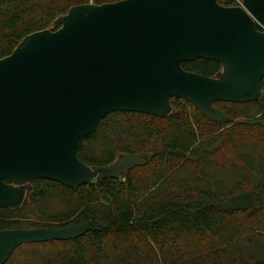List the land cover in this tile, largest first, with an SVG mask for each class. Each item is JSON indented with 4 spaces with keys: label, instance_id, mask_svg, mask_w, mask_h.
I'll return each mask as SVG.
<instances>
[{
    "label": "water",
    "instance_id": "water-1",
    "mask_svg": "<svg viewBox=\"0 0 264 264\" xmlns=\"http://www.w3.org/2000/svg\"><path fill=\"white\" fill-rule=\"evenodd\" d=\"M242 3H80L56 19L59 28L27 34L0 58V206L25 205L26 184L33 178L76 188L146 163L145 152L122 153L105 165L78 158L81 139L107 113L166 117L174 111L170 98L178 97L225 123L231 118L215 101H258L264 0ZM198 58L215 60L221 68L207 76L181 65ZM94 229L90 220L0 229V264L22 243L74 239Z\"/></svg>",
    "mask_w": 264,
    "mask_h": 264
},
{
    "label": "trees",
    "instance_id": "trees-1",
    "mask_svg": "<svg viewBox=\"0 0 264 264\" xmlns=\"http://www.w3.org/2000/svg\"><path fill=\"white\" fill-rule=\"evenodd\" d=\"M114 1L0 0V58L27 34L59 28L56 19L71 6ZM181 65L207 76L221 68L202 58ZM261 89L258 101H215L231 118L225 123L191 103L166 117L107 113L81 139L78 158L105 165L145 152L146 163L76 188L31 179L25 205L0 206V229L87 220L96 229L23 243L4 264H264V76Z\"/></svg>",
    "mask_w": 264,
    "mask_h": 264
},
{
    "label": "rangeland",
    "instance_id": "rangeland-1",
    "mask_svg": "<svg viewBox=\"0 0 264 264\" xmlns=\"http://www.w3.org/2000/svg\"><path fill=\"white\" fill-rule=\"evenodd\" d=\"M171 98H173V97H171ZM174 103H171V101H170V103H171V105H172V108L174 109V111H175V108H176V104H186V103H189L188 101H186V100H184V99H181V98H178V97H176V99L173 101ZM190 104V103H189ZM195 107V106H194ZM173 111V112H174ZM120 155H122V154H120ZM119 155V156H120ZM119 156H117V158L119 157ZM116 158V159H117ZM115 159V160H116ZM94 180V179H93ZM92 181V180H91ZM26 188H28V190L30 191V189H31V180L26 184ZM29 191H28V193H29ZM27 196H28V194H27ZM23 244V243H22Z\"/></svg>",
    "mask_w": 264,
    "mask_h": 264
},
{
    "label": "built area",
    "instance_id": "built-area-1",
    "mask_svg": "<svg viewBox=\"0 0 264 264\" xmlns=\"http://www.w3.org/2000/svg\"><path fill=\"white\" fill-rule=\"evenodd\" d=\"M222 1H230L229 5H234V6H243L242 0H222ZM259 28H261V26L258 25ZM263 29V28H262ZM264 92V90H263ZM262 93V89L260 94Z\"/></svg>",
    "mask_w": 264,
    "mask_h": 264
}]
</instances>
